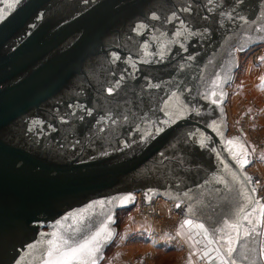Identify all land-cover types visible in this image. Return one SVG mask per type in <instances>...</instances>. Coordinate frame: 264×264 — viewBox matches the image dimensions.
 <instances>
[{
  "label": "water",
  "instance_id": "95a60500",
  "mask_svg": "<svg viewBox=\"0 0 264 264\" xmlns=\"http://www.w3.org/2000/svg\"><path fill=\"white\" fill-rule=\"evenodd\" d=\"M261 28L264 0H21L0 21V264H42L47 234L80 241L136 190L220 248L264 204L224 111ZM257 239L238 264H261Z\"/></svg>",
  "mask_w": 264,
  "mask_h": 264
},
{
  "label": "rangeland",
  "instance_id": "374dc122",
  "mask_svg": "<svg viewBox=\"0 0 264 264\" xmlns=\"http://www.w3.org/2000/svg\"><path fill=\"white\" fill-rule=\"evenodd\" d=\"M236 52V68L230 76V80L226 85V99L224 103V111L227 122V134H238L246 141L250 149V163L246 165L248 170L259 182V188L264 192V120L260 119L263 112V106L254 99L253 86H257L254 83H262L264 81V61L260 60V57H264V43L253 44L247 48L244 52ZM251 85V86H250ZM246 100L251 101L254 107L251 111H255L256 116L253 119L247 118V105L244 106ZM249 105V104H248ZM240 130H243L242 133ZM258 138V140H257ZM254 141L262 142L261 145H257ZM253 156V158H252ZM137 203H131L127 208H121L116 210L115 214V237L114 244L118 241L122 235L125 227H129L132 222L139 221L144 222L140 218H136L133 213L136 210ZM164 212H168L167 205L162 207ZM162 220V219H161ZM167 221L168 219H164ZM129 228H132L130 226ZM127 232V230H125ZM129 229L128 236L134 238L135 234H138L141 238L142 248L134 257L143 255V260L139 263L135 261L134 264H156L155 257L152 254L154 248L159 245V241L149 240L146 236V229L140 230ZM136 232V233H135ZM162 243V242H161ZM178 243L181 242L178 240ZM150 244H154L151 246ZM149 246V248L147 247ZM172 248V247H171ZM166 250V248H165ZM179 250V248H176ZM167 251V250H166ZM166 256H160V260L157 258L159 264H177L179 255L165 252ZM165 257V258H164ZM104 258H102L98 264H103Z\"/></svg>",
  "mask_w": 264,
  "mask_h": 264
},
{
  "label": "snow or ice",
  "instance_id": "6c2138e0",
  "mask_svg": "<svg viewBox=\"0 0 264 264\" xmlns=\"http://www.w3.org/2000/svg\"><path fill=\"white\" fill-rule=\"evenodd\" d=\"M0 2H3V0H0ZM20 2L21 0H10L6 7L0 8V21H3L8 12L14 9ZM258 31L264 32V28L258 29ZM261 39H264V37H261ZM245 50L244 45H240L238 48L240 52H244ZM259 59L264 61V57H260ZM261 87L264 88V85ZM223 95V93L220 94V102L223 101ZM212 103L215 104L218 101L213 100ZM236 142L240 143L238 138ZM228 143L232 144L233 141H228ZM240 147L242 149L243 160L240 166L243 168L250 161L248 159L249 154L247 149L244 148L242 143H240ZM237 156H240V153H237ZM246 179L250 180L251 178L246 177ZM125 199L132 198L128 197ZM251 204H259V202L252 200L248 208L241 210V214L235 223L228 226V230H221L222 235L216 241L220 244V248L214 249L217 252V256L212 257L213 260L218 261V264H238V261L234 257L237 255L238 249L243 241L260 235L258 229L264 224V204H259L256 208L251 207ZM176 207L180 206L176 205ZM113 223L112 217L108 216L106 223H103L101 227L82 237L80 241H73L72 243L69 242V239L64 238L63 235H59L56 232L47 234L51 238L47 240L46 258L43 259L42 264H97V261L102 258L104 247L112 241L115 235L111 228ZM190 223V221H184V225ZM192 227L203 233L204 240H208V235L204 231L202 224L192 225ZM204 254L205 256L209 255L208 252ZM261 258L264 259V251L261 252ZM243 261L246 264H258L256 260H251L247 254L244 255Z\"/></svg>",
  "mask_w": 264,
  "mask_h": 264
},
{
  "label": "crops",
  "instance_id": "0c3cea01",
  "mask_svg": "<svg viewBox=\"0 0 264 264\" xmlns=\"http://www.w3.org/2000/svg\"><path fill=\"white\" fill-rule=\"evenodd\" d=\"M254 84H257V86H253L255 94L254 99L256 102L261 103L263 106V112L262 116H260V119L264 120V88L261 87L262 85H264V81L262 83L257 82ZM130 226H132V228H129ZM130 226L125 227V230H127V232L125 230L123 231L116 244L112 247V251L106 256L103 264H127V261L133 259L134 255H136L138 251L141 250V238L143 237H139L138 234H135L134 236L136 237L131 238L128 236V230L135 229L140 231L144 228L146 229L148 227V224L135 221L132 222ZM139 231L137 232L139 233ZM177 240H180L181 245L172 248L171 246H168L161 242L159 243V245L161 246L157 245L156 247L154 244H150L151 246L154 245L155 247L152 251V254L154 255L153 257H155L156 264H159L157 258L159 259L161 255L166 256L165 252L178 254L179 259L177 264H218V261L214 262L215 260L212 259V257L217 256L215 253L216 251H214V249H216V245L212 242L209 243V240H204V235L200 231L198 232L193 227L184 225V221L178 227ZM147 247L149 248V246ZM165 248L167 251L165 250ZM176 248H179V250H176ZM262 251H264V224H262L260 236H258L257 239L258 258L260 260V263L264 264V261L261 258ZM185 252L187 253L185 254ZM205 252H208L209 255L205 256Z\"/></svg>",
  "mask_w": 264,
  "mask_h": 264
},
{
  "label": "built area",
  "instance_id": "2783aa9c",
  "mask_svg": "<svg viewBox=\"0 0 264 264\" xmlns=\"http://www.w3.org/2000/svg\"><path fill=\"white\" fill-rule=\"evenodd\" d=\"M246 105L248 107L246 110L247 118L253 119L256 116L255 111H251V109L254 107V104L251 103V101L246 100L244 102V106ZM240 131L244 133L243 130ZM254 142L258 146L262 144L260 141ZM252 177L257 191L264 194L261 188H259V182L255 177V174H252ZM134 202L137 203V207L133 215L136 218H140L141 220L145 221V224H148V227L146 228V236L149 238V240L159 241L171 247H178L180 245L177 240V230L179 225L183 222L184 217L183 209L181 207L175 208L170 202L169 198L163 197L160 194L153 195L151 201L146 203L142 201L140 190H136L134 192L132 203ZM164 205L168 206V212H164L165 210H162ZM164 219L168 220L165 221ZM186 253L187 252H185V254ZM142 257L143 255L134 257L133 259L128 260L127 264H134L135 261L140 263L143 260Z\"/></svg>",
  "mask_w": 264,
  "mask_h": 264
},
{
  "label": "trees",
  "instance_id": "16d2710c",
  "mask_svg": "<svg viewBox=\"0 0 264 264\" xmlns=\"http://www.w3.org/2000/svg\"><path fill=\"white\" fill-rule=\"evenodd\" d=\"M121 208H127V207H120V208H117V212L119 209ZM115 237V236H114ZM114 237L112 239V241L105 247V250H104V259L106 258V256L112 251V247L114 246ZM104 261V260H103Z\"/></svg>",
  "mask_w": 264,
  "mask_h": 264
},
{
  "label": "bare ground",
  "instance_id": "6f19581e",
  "mask_svg": "<svg viewBox=\"0 0 264 264\" xmlns=\"http://www.w3.org/2000/svg\"><path fill=\"white\" fill-rule=\"evenodd\" d=\"M264 195V194H263Z\"/></svg>",
  "mask_w": 264,
  "mask_h": 264
}]
</instances>
